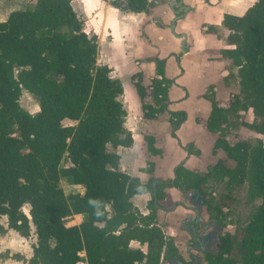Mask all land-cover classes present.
I'll return each mask as SVG.
<instances>
[{"label": "trees", "instance_id": "trees-1", "mask_svg": "<svg viewBox=\"0 0 264 264\" xmlns=\"http://www.w3.org/2000/svg\"><path fill=\"white\" fill-rule=\"evenodd\" d=\"M152 5L129 0L121 7L148 12ZM223 24L233 47L221 54L237 67L239 89L225 107L209 86L204 97L212 108L206 127L218 134L214 151L222 149L235 165L219 159L205 173L179 165L173 180L151 177L144 183L120 169V154L108 148L134 143L120 99L124 85L112 67L97 63V36L87 33L72 0H29L0 21V218H7V226L0 221V232L7 228L28 237L35 227V256L29 264H161L168 237L158 224L157 205L151 200L150 212L143 214L133 196L150 192L161 200L166 183L200 189L210 179L226 177L228 189L248 183L260 203L239 237L221 236L210 264H264V139L232 145L225 137L230 114L250 109L253 121L242 124L264 136V0L242 15L225 13ZM149 59L156 69L151 83L143 84L141 72L133 75L143 116L154 119L167 111L177 137L187 112L169 109L174 79L166 76L164 59ZM24 89L37 99L38 112L22 107ZM145 139L150 151H160L152 136ZM191 147L185 149L200 154ZM62 179L84 186V192L66 194ZM26 203L29 213L23 209ZM132 241L146 245V251L132 247ZM234 246L237 257L231 255ZM175 253L165 251V257Z\"/></svg>", "mask_w": 264, "mask_h": 264}, {"label": "crops", "instance_id": "crops-1", "mask_svg": "<svg viewBox=\"0 0 264 264\" xmlns=\"http://www.w3.org/2000/svg\"><path fill=\"white\" fill-rule=\"evenodd\" d=\"M2 1L8 6V11L5 15L0 12V21L7 19L12 10L24 8L28 2V0ZM149 1L153 5L148 12H135L105 0H72V6L84 21L87 33L97 36L98 52H101L102 63L112 67V73L122 79L124 72H127L130 78L141 72L143 84L148 86L151 79L156 76L155 63L149 58L157 56L164 59L166 76L174 79L168 92L169 109L187 112V119L176 131L177 137L172 135V125L167 111L160 113L154 119H147L142 113L141 122L134 120L132 123L135 129L130 131L134 143L125 148L137 154L139 163L142 158L145 163L152 161L155 164L151 171L144 167L135 168L133 165L137 158H134L131 160L132 166L124 167V157L120 155V169L139 177L144 183L148 182L150 177H156L154 178L156 181L166 178L173 180L179 165L203 173V167L196 163V159L206 156L207 152L216 157L218 149L214 151V144L218 134H212L206 127L212 105L210 100L204 97V93L212 85L217 100L224 106L225 103L220 102V88H226L223 78L228 72L227 67L231 64V60L223 56L220 51L233 45L228 44L229 29L223 24V16L225 13L242 15L256 0ZM182 5L187 9L180 11L184 12V16L176 20L173 30L175 10L180 9ZM208 9L212 15L206 18L202 15V11ZM209 26L215 27V31H209ZM183 34L185 37L182 36ZM183 40L186 42L185 46H182ZM189 76L192 77L191 81L188 80ZM234 92L235 90L232 93ZM228 104L229 101L227 106ZM165 113L167 118L160 119L159 116ZM146 135L155 139L154 144L160 150L159 152L149 151ZM188 144H193L200 150V154L189 153L185 149ZM218 158L219 156L216 157V161ZM213 166L211 164L208 170ZM164 190L172 200L169 198L161 200L159 204L170 207L169 211L172 212L168 211L166 215L164 214L165 218L158 216L157 221L169 240L172 237L175 239L179 233L172 223L177 217L174 214L180 211L188 216L191 212L182 206L176 208L170 206L172 201L179 199L177 186L166 187ZM150 198L151 195L148 192L137 193L132 201H137L139 205L146 208V211L139 209L143 214H148ZM175 242L177 243L176 239ZM131 246L142 247L146 251V245L141 246L137 241H132ZM165 251L167 252V248ZM165 251L161 264H176L171 263L173 262L170 260L171 257H165Z\"/></svg>", "mask_w": 264, "mask_h": 264}, {"label": "rangeland", "instance_id": "rangeland-1", "mask_svg": "<svg viewBox=\"0 0 264 264\" xmlns=\"http://www.w3.org/2000/svg\"><path fill=\"white\" fill-rule=\"evenodd\" d=\"M18 1L20 2V0ZM19 2H17V6L20 5ZM28 2L24 6H26ZM7 7L8 6H6V4L2 0H0V12H2L3 15L7 13L8 11ZM202 15L207 18L212 14H210V9H208V10H203ZM229 45L231 46V44ZM97 63L104 64L102 63V55L100 51L97 53ZM227 70L228 72L227 74L224 75L223 78L226 88H220L221 91L220 102L225 103L224 106H227V102L230 100V97L233 94L232 93L233 90H235V92L238 90V82H239L237 67L232 65L231 63L228 65ZM122 75L123 76L121 80L124 85V92L120 96V99L127 110L125 126L129 130H134L135 127L134 128L132 127L133 125L132 123L134 122V120L140 122L142 120L141 119L143 113V109L141 110L142 101L140 97L137 96L133 77L130 78L127 72H124ZM113 76L118 77L114 73ZM188 80L191 81L192 77L189 76ZM230 90L231 92H228ZM149 98L147 97V101L150 100ZM20 103L22 107H24L30 113H36L39 111V104L37 99L33 96V94H31L29 91L25 89L22 91ZM159 117L160 119L165 120L167 118V113L162 114ZM229 117H230V121L227 129V134L225 135V137H228V141L230 143L234 144L237 141L244 140L250 142L251 144H256L259 139H264L263 135L257 133L256 131L242 124L243 121H248V122L253 121L254 114L251 109L248 111H241L239 113H231ZM15 134H18V130H15ZM108 148L111 151L118 152L120 155H122V157H124V162H123L124 167L132 166L133 163L131 160L138 157L135 152L122 146L113 147L111 144H109ZM192 148L194 149L195 147H191V149ZM189 153L195 154L193 152H189ZM215 155L216 157L219 156L218 160L221 159L223 161L228 162L229 166L235 165V162L229 160L226 156L225 151H223L222 149H218ZM216 157L211 156V154L207 152L206 156L199 157L198 159H196V163H198L199 166L203 167V171H204L203 173H205L206 170L208 171V168L211 164L215 165L217 163L218 160L216 161ZM154 164L155 163L152 161H147L145 163L144 159L142 160V158H141V163H139L137 158L136 163L133 166L139 169H141V167H144L147 168L148 171H151L154 167ZM152 178H156V177H152ZM163 180L165 182H169L171 179L166 178ZM61 182L64 192L66 194L75 193V192H84L83 186L79 187V186L69 185L63 179ZM206 187L209 189V191L213 192L216 198L215 201L220 206L224 207L225 214L222 217V221L223 224L227 225L228 227L224 225V227L221 230V233L230 230L235 236L239 237L242 233V227L246 224L251 214L253 213L257 205L260 203V198H256L250 195L249 186L248 183L246 182L240 185H235L234 187H232V189H228L227 180L210 179ZM135 202L133 201V203L138 208L146 211V208L141 206V204L139 205L137 201ZM168 202L170 203V200ZM29 208H30L29 203H26L23 206V209L26 213H29ZM74 219L79 222L81 218L80 216H74ZM0 221L5 226H7L6 216H2L0 218ZM36 242L37 239H36L35 227L33 225H32L31 234L28 237H24L20 235L17 231L12 229L6 228L4 231H1L0 232V264H29V260L35 256L34 246ZM175 248H177L176 242L175 239L172 237V239L168 240L167 255L170 254V252H172V250ZM231 254L234 257L238 256V251L236 246H234V248L232 249Z\"/></svg>", "mask_w": 264, "mask_h": 264}, {"label": "flooded vegetation", "instance_id": "flooded-vegetation-1", "mask_svg": "<svg viewBox=\"0 0 264 264\" xmlns=\"http://www.w3.org/2000/svg\"><path fill=\"white\" fill-rule=\"evenodd\" d=\"M231 144L234 145L235 143ZM174 177H176V174H174ZM225 180H227V177ZM159 181L165 182L164 180ZM206 185L208 183L204 184L200 189L196 187L191 189L177 187L179 199L172 201L170 206L174 208L182 206L185 209L188 208L191 213L188 216L180 211L174 214L177 217L173 219L172 223L179 230V233L175 238L177 240V248L174 249L176 253L171 255L170 260L173 261L171 263L210 264V259L218 254L221 236L228 233L233 237H237L230 230L221 233L225 225L222 221V217L225 214L224 207L215 201L216 198L213 192L209 191ZM175 186L174 183H166V187ZM150 195V201L154 200V204L157 205V218L158 216L163 218L164 214L166 215L170 210V207H165L161 203L159 204V201L167 200L168 198L172 200L171 197L166 192L165 197L161 200L153 199L152 193ZM207 201L211 204L206 203ZM217 207H220L222 212ZM167 220L169 219L167 218ZM225 226L228 227L227 225Z\"/></svg>", "mask_w": 264, "mask_h": 264}, {"label": "water", "instance_id": "water-1", "mask_svg": "<svg viewBox=\"0 0 264 264\" xmlns=\"http://www.w3.org/2000/svg\"><path fill=\"white\" fill-rule=\"evenodd\" d=\"M180 2H181V0H179ZM176 3V2H175ZM173 6V5H172ZM186 7L185 6H181V8L180 9H177V10H175L176 11V17L174 18V20H173V22H172V28H173V30H174V27H175V25H176V20H178V19H180V18H182L183 16H184V12H180L181 10H184V11H186ZM182 36H184L185 37V35L183 34ZM186 45V42H185V40H183V42H182V46H185ZM149 98V97H148ZM150 99V98H149ZM227 138V140H228V137H226Z\"/></svg>", "mask_w": 264, "mask_h": 264}, {"label": "built area", "instance_id": "built-area-1", "mask_svg": "<svg viewBox=\"0 0 264 264\" xmlns=\"http://www.w3.org/2000/svg\"><path fill=\"white\" fill-rule=\"evenodd\" d=\"M105 1L117 6H126L129 2V0H105Z\"/></svg>", "mask_w": 264, "mask_h": 264}]
</instances>
